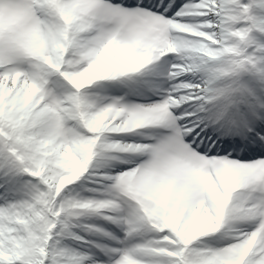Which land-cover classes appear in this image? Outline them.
<instances>
[{
	"label": "snow or ice",
	"instance_id": "snow-or-ice-1",
	"mask_svg": "<svg viewBox=\"0 0 264 264\" xmlns=\"http://www.w3.org/2000/svg\"><path fill=\"white\" fill-rule=\"evenodd\" d=\"M0 264H264V0H0Z\"/></svg>",
	"mask_w": 264,
	"mask_h": 264
}]
</instances>
